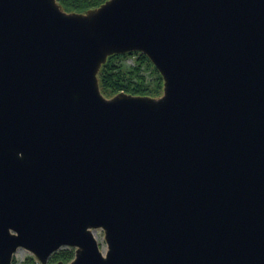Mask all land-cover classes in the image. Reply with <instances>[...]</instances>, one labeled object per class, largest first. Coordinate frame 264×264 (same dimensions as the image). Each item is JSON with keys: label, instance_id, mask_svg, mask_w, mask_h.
<instances>
[{"label": "water", "instance_id": "obj_1", "mask_svg": "<svg viewBox=\"0 0 264 264\" xmlns=\"http://www.w3.org/2000/svg\"><path fill=\"white\" fill-rule=\"evenodd\" d=\"M133 50L162 92L104 95L101 64ZM64 246L264 264V0H0V264Z\"/></svg>", "mask_w": 264, "mask_h": 264}, {"label": "trees", "instance_id": "obj_2", "mask_svg": "<svg viewBox=\"0 0 264 264\" xmlns=\"http://www.w3.org/2000/svg\"><path fill=\"white\" fill-rule=\"evenodd\" d=\"M66 11H85L100 5L105 0H57ZM132 56L133 64L124 62L125 58ZM145 70H149L148 78ZM97 79L101 92L111 96L119 91L132 94L157 96L162 91L163 80L150 59L143 52L133 50L125 53H113L107 56L101 64ZM73 248L61 247L51 255V261L62 260L66 263L73 257ZM22 264H37L33 255H27ZM15 264V260H12Z\"/></svg>", "mask_w": 264, "mask_h": 264}, {"label": "rangeland", "instance_id": "obj_3", "mask_svg": "<svg viewBox=\"0 0 264 264\" xmlns=\"http://www.w3.org/2000/svg\"><path fill=\"white\" fill-rule=\"evenodd\" d=\"M133 60H134V58L132 56H128V57L125 58L124 62L127 63V64H133ZM144 72L147 73L148 78H151L152 77L151 75H149V70H145ZM92 231H94L95 234H96V236H93V237L96 238V240L98 242V245H99V248L104 252L106 250V242H105V239H104V236H103L104 235L103 228L96 227ZM70 248H73V247H70ZM14 251L15 252L13 253L12 260H15V264H22V262H23L22 260H24V258L27 255H33L30 251H28L27 249H25L23 247H18ZM73 254H74V252H73ZM50 259H51V256L48 259V263H50V264L55 263V262L51 261ZM36 260H37V258H36ZM37 264H40V262L38 260H37Z\"/></svg>", "mask_w": 264, "mask_h": 264}, {"label": "bare ground", "instance_id": "obj_4", "mask_svg": "<svg viewBox=\"0 0 264 264\" xmlns=\"http://www.w3.org/2000/svg\"><path fill=\"white\" fill-rule=\"evenodd\" d=\"M92 232H93V235L96 236L95 232L94 231H92Z\"/></svg>", "mask_w": 264, "mask_h": 264}]
</instances>
